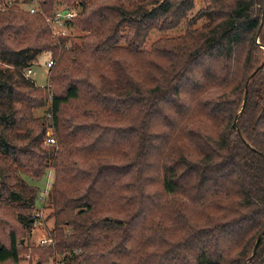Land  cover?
Returning a JSON list of instances; mask_svg holds the SVG:
<instances>
[{"label":"trees","instance_id":"trees-1","mask_svg":"<svg viewBox=\"0 0 264 264\" xmlns=\"http://www.w3.org/2000/svg\"><path fill=\"white\" fill-rule=\"evenodd\" d=\"M12 1L0 7V222L10 207L31 231L39 187L26 176L51 162L42 262L264 264V0H42L48 16L78 8L73 44ZM43 52L52 149L35 114L49 95L26 74ZM20 244L11 227L0 263L19 264Z\"/></svg>","mask_w":264,"mask_h":264},{"label":"rangeland","instance_id":"rangeland-1","mask_svg":"<svg viewBox=\"0 0 264 264\" xmlns=\"http://www.w3.org/2000/svg\"><path fill=\"white\" fill-rule=\"evenodd\" d=\"M204 3H205V0H195V10L194 11H196L201 6H203ZM21 5L23 6L22 3ZM58 7H68V6L64 3H61L58 5ZM71 8H74L76 12H78L77 7H71ZM203 21H204L203 19L199 20L195 26H200ZM185 28H186L185 21H183V23L179 24L176 27L167 28L164 30H161L159 28H153L149 32L145 46L149 47L152 42H154L156 39L160 37H173V36L182 34L185 31ZM82 33L83 32L80 31L76 26H74L73 30L70 29L68 31V34L66 35L70 38L69 43L73 44L75 42H80ZM50 54H51L50 52H43L42 54L39 55L38 61L32 66L33 68L32 78H34V80L36 81V84H38L39 86L42 84H46L47 81L50 82L49 78L51 74V68L55 64V61H54V64L52 67L50 68L47 67L46 61L48 57L50 56ZM0 66H3V65L0 63ZM44 90L47 93L45 91L44 92L48 95L50 91L52 92L51 87H50V91L47 89H44ZM49 109H50V102L47 99L43 107L35 110V114L37 116L45 119L47 137L49 133H52L55 136L53 127L51 125L52 117H51V113ZM55 138H56V142L53 144L48 143L47 138H46L45 145L51 149L59 147L58 139L56 136ZM49 163H50L49 166L46 168L45 173L41 178H34L31 176H26V179L28 182L38 185L39 187V192H38V197H37V202H36L37 203L36 210L34 211V214H33L36 216L37 219L31 231L24 233L21 227L15 221H13L12 210L10 207L9 208L5 207V210L1 211L2 222H0V239L2 241H7V233L9 229L11 227H15L17 228V231L19 233V239H21L20 248L22 250L25 249V251L21 254V260L19 264H62L60 261L57 262V260L60 259L59 257H57L56 259L50 258L47 261L42 262L40 255L35 254V252H33V250H35L39 246H43V245L47 246L53 243V239L52 241L48 243H42V239L51 238L50 231L54 226V217L51 215V213L53 212L52 211L53 208L49 206V194H50V191L52 189V186L55 180L56 171L52 163L51 162ZM3 264H13V263L8 262V263H3Z\"/></svg>","mask_w":264,"mask_h":264},{"label":"built area","instance_id":"built-area-1","mask_svg":"<svg viewBox=\"0 0 264 264\" xmlns=\"http://www.w3.org/2000/svg\"><path fill=\"white\" fill-rule=\"evenodd\" d=\"M13 4L12 0H5L4 2L0 3V7L4 6H10ZM24 7L28 8L31 12H40L42 13L45 17L46 20L50 23V26L52 28V32L55 36L57 35H63L66 36L68 34V31L71 29H74V26L70 25L67 20H70L72 17H74L77 12L74 8H69V7H58L55 13L52 16H48L45 14L42 8V0H30L29 2L22 3ZM66 11V12H65ZM54 64V59L52 58L51 54L48 57L46 61V65L48 68L52 67ZM33 73V68L28 67L26 69V74L30 77H32ZM31 74V75H29ZM34 79V78H33ZM42 88L47 89L50 91V82L47 81L46 84L40 85ZM52 92L50 91L49 93V102L51 104L52 102ZM47 142L48 143H55L56 138L52 133H49L47 137ZM39 214V213H37ZM52 241V238L49 239H42V243H48Z\"/></svg>","mask_w":264,"mask_h":264},{"label":"water","instance_id":"water-1","mask_svg":"<svg viewBox=\"0 0 264 264\" xmlns=\"http://www.w3.org/2000/svg\"><path fill=\"white\" fill-rule=\"evenodd\" d=\"M65 12H66V11H65ZM253 74H254V72L250 75L248 81L250 80V78L252 77ZM248 81H247V83H246V87H247V85H248ZM246 98H247V90H246V93H245V101H246ZM234 125L237 126V121L234 122ZM238 129H239V128H238ZM239 132H240V134H241L240 129H239ZM255 251H256V246H255V248H254V252H253V253H255Z\"/></svg>","mask_w":264,"mask_h":264},{"label":"crops","instance_id":"crops-1","mask_svg":"<svg viewBox=\"0 0 264 264\" xmlns=\"http://www.w3.org/2000/svg\"><path fill=\"white\" fill-rule=\"evenodd\" d=\"M33 77V76H32Z\"/></svg>","mask_w":264,"mask_h":264}]
</instances>
